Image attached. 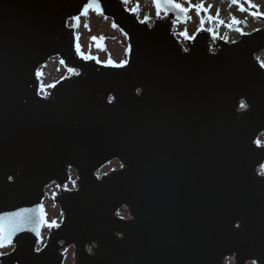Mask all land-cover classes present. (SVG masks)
I'll use <instances>...</instances> for the list:
<instances>
[{"label": "water", "instance_id": "95a60500", "mask_svg": "<svg viewBox=\"0 0 264 264\" xmlns=\"http://www.w3.org/2000/svg\"><path fill=\"white\" fill-rule=\"evenodd\" d=\"M85 3L0 0V213L44 206L54 183L63 212L43 252L29 226L0 264H64L71 246L75 264H264V27L234 43L201 29L184 45L174 26L187 13L151 24L100 0L88 14L132 46L114 68L76 50ZM54 58L79 75L45 97L39 69ZM115 160L124 167L98 174Z\"/></svg>", "mask_w": 264, "mask_h": 264}, {"label": "rangeland", "instance_id": "374dc122", "mask_svg": "<svg viewBox=\"0 0 264 264\" xmlns=\"http://www.w3.org/2000/svg\"><path fill=\"white\" fill-rule=\"evenodd\" d=\"M180 3L186 2L187 0H176ZM191 6L197 9L195 6L199 5L201 2L203 3L205 8H208L209 5L212 7L208 10V12L200 11L203 16L197 15V10L194 13L190 14V23L189 29L191 34H195L198 28L204 27L206 29H211L212 33L216 36H220L221 38L227 41H235L238 37L240 39L241 34L238 32H227V26L232 17L236 19H244L249 23V27L243 28L242 32L244 33H252L258 29L264 27V23L262 21L253 18V13H264V0H252L253 5H257V7H251L247 0H239V3H233L232 0H190ZM139 4V11L137 12L139 18L144 21L145 16H149L150 19L147 20L151 24H153L154 20L157 18L156 8L153 6L151 0H128L127 8L130 10L134 8V5L137 6ZM240 5H243L244 11H241ZM217 10H219V20H223L224 23H219V20H209L207 17L209 15L216 16ZM199 12V13H200ZM207 14V15H206ZM264 16V15H260ZM201 17L205 18V22L203 26H201ZM72 24V22H71ZM88 25V27H85ZM90 29V30H89ZM186 30V28H185ZM182 27H177L175 33H177V37L186 45V40L181 36ZM79 33V43L82 46V50L88 54L90 53L93 57H98L99 61H106L111 55V58L119 62L121 60H125L129 58V55L126 54V49L129 46L127 36L116 26L111 19L106 18L102 15H98L96 13H89L87 16L83 17L80 20V24L77 28L76 34ZM105 37L103 41L92 40L91 37ZM101 43L103 48L101 50H96L97 43ZM187 48V46H186ZM257 58L259 61H264V51L257 54ZM104 64V63H103ZM264 66V65H263ZM39 79L41 80V94L44 96V92L50 94L52 87L50 85H56L60 80L67 77L70 73L64 64L61 63L60 58H54L51 62L45 67L40 69ZM259 140L264 145V133H262L259 137ZM260 145V146H262ZM119 161H113L110 164H107L102 170L101 173H107L113 169H118L120 167ZM259 173L264 172V164L259 167ZM77 173L74 171L72 173L71 181L66 185L67 189H75L77 187V183L73 184V181L76 182ZM59 187L57 184H52L47 188L46 198L44 200V211L47 214V220H57L59 223L63 219V213L59 206L55 204L54 197L59 192ZM122 217H128L129 211L127 208L121 210L118 213ZM50 232V228L45 226L43 232V243L40 242L39 247H43L48 240V235ZM13 249V246L6 247L4 249H0V252L9 253ZM67 249V251H65ZM63 252L65 253V263L64 264H75V248L71 246L70 248H65ZM1 256V255H0ZM228 264H235V260L233 258L227 259ZM248 264H253V261Z\"/></svg>", "mask_w": 264, "mask_h": 264}, {"label": "snow or ice", "instance_id": "6c2138e0", "mask_svg": "<svg viewBox=\"0 0 264 264\" xmlns=\"http://www.w3.org/2000/svg\"><path fill=\"white\" fill-rule=\"evenodd\" d=\"M125 3L128 2V0H124ZM233 3H239V0H232ZM247 2L249 3V5L251 7H257V5H253L252 4V0H247ZM152 3L155 5L156 7V15L159 17L161 15V10L163 9L164 11H167L169 8H175L180 10L182 13H187L189 11V9L187 8H183L180 4L175 3V0H152ZM197 8V12L199 13L200 11H204V12H208V10L212 7L211 5L208 6V8H205L203 3L201 2L199 5L195 6ZM95 9L97 12L99 13H103V9L101 8L100 5V0H87V3H85L84 7H83V15H87L90 9ZM241 11H244V7L243 5H240ZM130 11L133 12H138L139 11V4H137V6L135 8L130 9ZM254 16L257 15H264V13H253ZM190 18V17H189ZM73 20H75L77 23L76 25H74L75 27L79 26V21H80V17L79 16H75L72 18ZM150 17L149 16H145L144 20H149ZM207 19L209 20H219V10H217L216 16H211L209 15L207 17ZM143 22V21H142ZM205 22V18L201 17V26H203ZM232 22L235 24L240 23L239 21L236 20L235 17H232ZM219 23H224L223 20H219ZM116 27H118V25H114ZM232 24L229 25V27H231ZM85 27H88V25H85ZM90 30V29H89ZM211 31V29H209ZM238 31H241L240 29H237ZM242 34H244L242 32ZM182 35L187 36V31L185 30L184 33H182ZM92 40H97V41H103L105 39V37L101 36V37H91ZM188 39H194V36H188ZM76 50L79 53V55L83 58V59H95L97 60V62L100 63H104L106 66H110V67H114V68H125L126 66H128L130 64V60L125 59V60H121L119 62L114 61L111 58V55H109V58L106 61H99L98 57H93L90 53L86 54L83 50H82V46L79 43V33L76 34V44H75ZM97 47L98 48H103V45L101 43H97ZM127 55H131L132 52V46L129 45L128 48L125 50ZM185 52L188 51L187 48L184 49ZM61 63L63 64L64 61L61 60ZM261 64L264 65V61H261ZM69 71L73 72L76 75H79V73L76 71V69L74 68H70ZM50 87H55V85H50ZM140 89L137 88L136 92L139 93ZM45 97L48 96L47 92L43 93ZM115 100L114 96H110L109 97V102H113ZM250 105L245 101V100H241L239 102V108L241 110H247L249 109ZM257 145H262V142L257 139L254 141ZM264 146V145H262ZM124 165H121V168H123ZM261 175H264V172L261 173ZM9 179L11 180L12 177H9ZM76 182L73 181V184H75ZM61 215H63V213H61ZM47 214L44 211V206L42 204L37 205L36 208H21L17 211L14 212H5V213H0V249H4L6 247L9 246H13L16 242L15 237L17 236V234L19 232L24 231L26 228H28L29 226H31V231L35 232L36 236L40 238V242L43 243V237L41 235V229L44 226H47L49 228H59L61 225L57 220H52V221H48L47 220ZM236 227H239V225H236ZM45 247H47L45 245ZM34 251L36 253H41L44 251V248L41 247H35ZM65 251H67V249H65ZM88 251L91 253L92 252V248L89 247ZM5 253L0 252V255H4ZM253 264H256L255 261H253Z\"/></svg>", "mask_w": 264, "mask_h": 264}, {"label": "flooded vegetation", "instance_id": "af4514ba", "mask_svg": "<svg viewBox=\"0 0 264 264\" xmlns=\"http://www.w3.org/2000/svg\"><path fill=\"white\" fill-rule=\"evenodd\" d=\"M130 1V0H129ZM152 1V0H151ZM175 3H178V4H180L183 8H187V9H189V11L187 12V17H186V19L184 20V21H179V20H177V21H175L176 23H175V26H174V30H176V28L178 27H182V32H181V36L182 37H184L185 38V40L187 41V40H189L188 39V36H196V34H197V32L202 28H198V30L195 32V34H191V32H190V29H189V23H190V14L191 13H194V11H196L197 9H195L193 6H191V2H190V0H187L186 2H182V3H180L179 1H176L175 0ZM153 4V3H152ZM153 6H154V4H153ZM136 6L134 5V8H135ZM155 7V6H154ZM197 15H199V16H203V15H205V14H202L201 12L200 13H197ZM207 15V14H206ZM253 18H256L257 20H259V21H261V19H260V15H257V16H253ZM237 21H239L240 23H238V26H237V28H236V30H231V28L229 27V25L230 24H235V23H233L232 22V20L230 21L231 23H229L228 24V26H227V32L228 33H230V32H238V33H240L241 34V36H242V32L241 31H238L237 29H240V30H242L243 29V27H241L242 25V23L244 24V23H246V26L245 27H249V25H248V23L246 22V20H244V19H236ZM185 28H186V31H187V36H185V35H182V33H184L185 32ZM243 33H244V31H243ZM177 34V33H176ZM223 39V38H222ZM239 39V37L237 38V40ZM115 161H118V160H115ZM113 162V161H112ZM112 162H110V163H112ZM120 162V161H119ZM109 163V164H110ZM121 164V163H120ZM122 165V164H121ZM121 165H120V167L118 168V169H120L121 168ZM104 168V167H103ZM102 168V169H103ZM101 169V170H102ZM118 169H113V170H118ZM112 171V170H111ZM74 172V171H73ZM72 172V173H73ZM110 172V171H109ZM108 173V172H107ZM99 175H101V174H106V173H101V171H99V173H98ZM52 185V184H51ZM119 215V214H118ZM125 218V217H124ZM127 218V217H126Z\"/></svg>", "mask_w": 264, "mask_h": 264}]
</instances>
